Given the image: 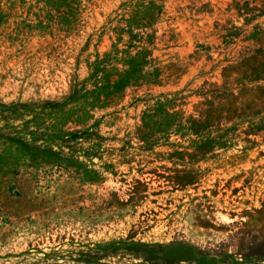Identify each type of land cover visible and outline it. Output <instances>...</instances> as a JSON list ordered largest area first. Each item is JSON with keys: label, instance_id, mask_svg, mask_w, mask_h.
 <instances>
[{"label": "rangeland", "instance_id": "1", "mask_svg": "<svg viewBox=\"0 0 264 264\" xmlns=\"http://www.w3.org/2000/svg\"><path fill=\"white\" fill-rule=\"evenodd\" d=\"M0 264H264V0H0Z\"/></svg>", "mask_w": 264, "mask_h": 264}]
</instances>
